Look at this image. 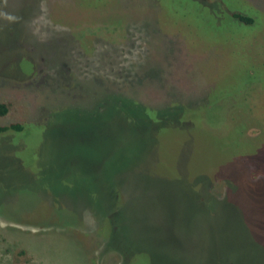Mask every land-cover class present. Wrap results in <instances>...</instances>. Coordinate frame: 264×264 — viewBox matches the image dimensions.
I'll return each instance as SVG.
<instances>
[{"label": "rangeland", "instance_id": "rangeland-1", "mask_svg": "<svg viewBox=\"0 0 264 264\" xmlns=\"http://www.w3.org/2000/svg\"><path fill=\"white\" fill-rule=\"evenodd\" d=\"M0 103V264H264V0H0Z\"/></svg>", "mask_w": 264, "mask_h": 264}, {"label": "trees", "instance_id": "trees-1", "mask_svg": "<svg viewBox=\"0 0 264 264\" xmlns=\"http://www.w3.org/2000/svg\"><path fill=\"white\" fill-rule=\"evenodd\" d=\"M234 16H235L234 18L237 19V21L239 22H244L245 24L251 23L250 19L241 18L240 15H237V14ZM7 112H8L7 105L0 103V117L5 116ZM21 130H22V126L18 123H13L8 126H0V133L7 132V131L19 132Z\"/></svg>", "mask_w": 264, "mask_h": 264}]
</instances>
